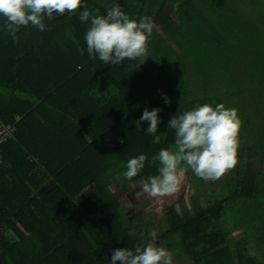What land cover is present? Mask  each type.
Masks as SVG:
<instances>
[{"label": "trees", "instance_id": "obj_1", "mask_svg": "<svg viewBox=\"0 0 264 264\" xmlns=\"http://www.w3.org/2000/svg\"><path fill=\"white\" fill-rule=\"evenodd\" d=\"M86 3L94 14L99 8L106 15L118 4L131 19L152 17V62L141 57L113 65L91 57L84 39L90 21L79 19L83 7L45 18L46 31L22 26L18 42L0 17V127H14L0 143V264H110L113 250L144 244L149 233L133 231L112 186L117 178L127 181L122 175L127 161L140 154L147 157L145 167L131 181L140 185L141 178L158 175V162L151 164V158L174 143L169 120L205 103L235 108L242 121L237 157L246 150L258 156L249 157L244 168L234 167L225 195L206 193L212 182L193 174L203 182L205 206L199 189L189 212L166 206V231L157 239L173 259L184 256L187 264H264V191L259 194L261 172L255 168L264 162V145L256 150L249 143L264 132V117L257 132L244 131L254 123L241 108L242 95H252L246 104L264 114V83L229 88L232 44L217 30L233 25L228 10L235 3L264 5V0ZM235 19L234 25L241 21ZM221 84L226 89H219ZM145 108L162 109L159 143L147 133V121L137 126ZM238 209L243 218L235 226H244L232 237L233 227L224 220ZM249 244L263 259L249 253Z\"/></svg>", "mask_w": 264, "mask_h": 264}, {"label": "clouds", "instance_id": "obj_2", "mask_svg": "<svg viewBox=\"0 0 264 264\" xmlns=\"http://www.w3.org/2000/svg\"><path fill=\"white\" fill-rule=\"evenodd\" d=\"M81 7L80 21H90L84 39L91 57L98 56L105 64L115 65L125 59L136 60L147 55L154 27L152 17L143 16L139 21L131 19L118 4L102 15L99 8L94 14L86 0H0V17L5 18L7 32L18 42L17 32L22 26L31 25L46 31L45 18L52 20L54 15H72ZM165 103H171L167 96ZM160 111V108H145L136 122L137 126L140 122H148L147 133L155 136V143L160 142L162 135L156 134L161 122ZM241 124L238 111L226 108L223 103L215 107L205 103L173 116L168 127L174 130V143L152 156L151 164L158 162V175L141 178L142 191L151 197L176 196L189 170L205 181L220 179L237 163ZM146 160L144 154L129 159L122 175L131 181L145 167ZM157 237L154 229L149 240L136 245L134 250L128 247L113 250L110 264H117V261L121 264H173L172 253L157 243Z\"/></svg>", "mask_w": 264, "mask_h": 264}, {"label": "rangeland", "instance_id": "obj_3", "mask_svg": "<svg viewBox=\"0 0 264 264\" xmlns=\"http://www.w3.org/2000/svg\"><path fill=\"white\" fill-rule=\"evenodd\" d=\"M235 4L236 6L228 10L229 17L233 19V21L230 22H233L234 25L236 21L235 18H239L241 21H237L234 26L232 24H220L217 27L219 33L228 34L229 43L232 44V53L228 56L229 65L226 70L231 74V77L226 81L229 88L257 87L264 83V72L262 73L261 71L264 68H260L264 64V60L260 59V55L264 54L260 48V46H264V5ZM195 7L197 11L201 12L200 7L197 5ZM151 36H153V34ZM155 44L160 45V42L155 41ZM141 59L142 61L144 60V63L150 64L152 62V51L149 47L147 55ZM218 81L221 83L223 80L219 79ZM219 89L226 88L221 84V88ZM242 99L244 102L241 106L242 114L245 118H252L255 126L246 125L244 131L252 129L251 131L254 130V132H257L261 127L259 120H262L264 114L257 113L258 108H250L246 104L250 102L252 95H242ZM249 134L250 132L248 135ZM261 136L255 139L252 138L249 141L256 150L261 149L262 145H264V132ZM245 142L248 144L247 140H245ZM251 150L254 151V149ZM259 153L261 154V152ZM256 156H258L256 153L247 150L241 152L237 157L235 167L242 166V168H244L245 164H248L252 161L251 158H255ZM261 156L264 157V154H261ZM255 168L260 169L261 172L258 188L259 194H262L264 191V162L256 163ZM234 170L235 169L232 168L220 179L211 181L213 187L209 186L212 189L206 190V193H210L211 190H213V194L218 193L225 195L230 192V184H228L227 180L230 177H234ZM193 174L194 173L189 170L181 185L180 192L176 196L151 197L142 191L141 185H137L127 178H125V180H127L126 182H122V179L117 178V183L112 186V191L120 201V205L124 210V215L131 222L133 231L136 234L143 235L146 232L150 234V232L155 229L159 236L162 232L166 231L162 211L165 210L166 206L169 204L174 205L178 212H182V210L189 212L193 204V194L199 189V193H197L198 200L202 206H205L204 196L202 195V193L205 192V188L201 185L203 182L193 178ZM229 207L230 209L232 208V206ZM225 218L224 221L226 225L228 227H233L230 231L231 236L236 237L240 235L244 225L241 223V225L235 226V224L243 218L241 210L238 209L237 211L229 213ZM157 241V243L166 248L165 242H161L159 239H157ZM248 251L253 256H257V250L253 245H248ZM257 257L260 260L263 259L261 255ZM187 263L189 262L184 256L173 259V264Z\"/></svg>", "mask_w": 264, "mask_h": 264}, {"label": "built area", "instance_id": "obj_4", "mask_svg": "<svg viewBox=\"0 0 264 264\" xmlns=\"http://www.w3.org/2000/svg\"><path fill=\"white\" fill-rule=\"evenodd\" d=\"M14 127L11 125H5L0 127V143L5 140L6 136H9L13 133Z\"/></svg>", "mask_w": 264, "mask_h": 264}]
</instances>
